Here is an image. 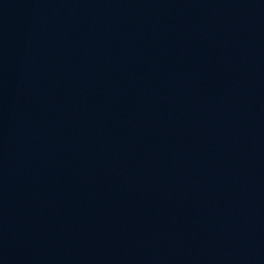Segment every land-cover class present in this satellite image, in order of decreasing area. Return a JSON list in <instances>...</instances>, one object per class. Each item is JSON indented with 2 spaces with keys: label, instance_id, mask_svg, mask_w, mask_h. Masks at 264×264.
Listing matches in <instances>:
<instances>
[{
  "label": "water",
  "instance_id": "water-1",
  "mask_svg": "<svg viewBox=\"0 0 264 264\" xmlns=\"http://www.w3.org/2000/svg\"><path fill=\"white\" fill-rule=\"evenodd\" d=\"M0 264H264V0H0Z\"/></svg>",
  "mask_w": 264,
  "mask_h": 264
}]
</instances>
